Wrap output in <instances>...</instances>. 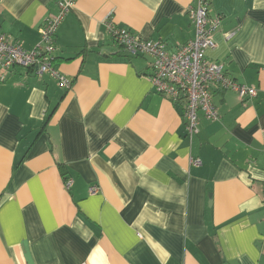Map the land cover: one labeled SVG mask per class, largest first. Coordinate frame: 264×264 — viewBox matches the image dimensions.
Wrapping results in <instances>:
<instances>
[{"label":"crops","instance_id":"crops-1","mask_svg":"<svg viewBox=\"0 0 264 264\" xmlns=\"http://www.w3.org/2000/svg\"><path fill=\"white\" fill-rule=\"evenodd\" d=\"M56 1L0 0V30L34 48ZM194 6L77 0L54 42L70 89L21 67L0 81V264H264V0H210L223 18L206 56L256 95L215 91L218 119L199 114L191 142L151 58L107 31L173 53Z\"/></svg>","mask_w":264,"mask_h":264},{"label":"built area","instance_id":"built-area-1","mask_svg":"<svg viewBox=\"0 0 264 264\" xmlns=\"http://www.w3.org/2000/svg\"><path fill=\"white\" fill-rule=\"evenodd\" d=\"M76 2L56 1L57 10L44 19L39 29V42L32 49L24 48L21 42H14L0 30V81L6 79L12 67H21L33 70L39 76L47 74L62 88L70 89L71 79L53 66L54 42L59 26ZM188 13L195 28L194 37L179 45L173 53L166 50L163 42L141 39L112 21H108L106 27L111 40L127 53L151 58L149 79L153 91L181 105L187 139L191 142L199 131V114L210 121L218 119L213 102L215 91L229 90L240 99H248L256 95V90L227 75L223 63L207 58L206 51L216 47L214 35L223 18L219 14H211L210 0H196V6L189 7ZM192 163L200 165L201 161L195 159ZM71 182V179L66 181L67 189ZM97 191L96 186L89 189L92 194Z\"/></svg>","mask_w":264,"mask_h":264}]
</instances>
